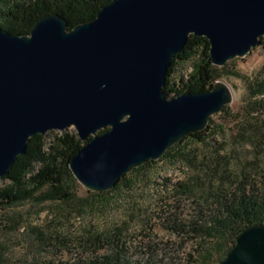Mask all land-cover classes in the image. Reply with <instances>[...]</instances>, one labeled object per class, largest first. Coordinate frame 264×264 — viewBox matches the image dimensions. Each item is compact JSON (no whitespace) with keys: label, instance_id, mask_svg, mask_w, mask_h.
Returning <instances> with one entry per match:
<instances>
[{"label":"water","instance_id":"95a60500","mask_svg":"<svg viewBox=\"0 0 264 264\" xmlns=\"http://www.w3.org/2000/svg\"><path fill=\"white\" fill-rule=\"evenodd\" d=\"M191 35L209 39L216 67L245 58L264 37V0H115L74 29L60 14L30 35L0 26V178L33 137L75 127L86 144L70 169L88 190L106 192L204 131L234 94L217 81L166 95ZM221 264H264V224L246 228Z\"/></svg>","mask_w":264,"mask_h":264},{"label":"rangeland","instance_id":"374dc122","mask_svg":"<svg viewBox=\"0 0 264 264\" xmlns=\"http://www.w3.org/2000/svg\"><path fill=\"white\" fill-rule=\"evenodd\" d=\"M198 58L196 53L180 65L173 81L188 79ZM215 76L230 86L234 99L211 118L205 143L191 145L193 164L160 161L133 190L104 197L82 186L71 172L65 176L71 198L3 207L0 264L91 261L118 243L130 248L135 264H221L235 247L233 238L209 234L221 196L264 194V95H257L264 84V45L216 67ZM66 134L86 144L72 127L48 133L45 151ZM8 184L0 180V188Z\"/></svg>","mask_w":264,"mask_h":264},{"label":"trees","instance_id":"16d2710c","mask_svg":"<svg viewBox=\"0 0 264 264\" xmlns=\"http://www.w3.org/2000/svg\"><path fill=\"white\" fill-rule=\"evenodd\" d=\"M115 0H0V26L13 35H30L32 30L46 17L60 14L74 29L77 25L95 20L104 7ZM264 45V37L261 38ZM196 53L199 58L192 65V72L188 79L181 77L179 83L173 77L180 65L188 62ZM216 66L211 59V44L206 37L191 35L184 50L178 54L169 69L167 96L184 93H200L214 88L218 79L215 76ZM257 95H264V84L260 85ZM228 108L226 106L223 110ZM211 131V120L208 127L197 134H190L174 145L159 161H149L145 165L134 169L120 179L117 185L106 192H94L98 197L121 195L133 190L139 183L145 181L154 165L160 161L178 163L180 161L193 164L191 145L202 144ZM46 135L33 137L28 144L27 153L20 156L11 172L2 180H9L10 184L0 188V210L5 206L19 204L29 200L40 202L66 200L71 198V188L65 179L71 174L72 159L83 148L81 140L74 135L59 136L45 151ZM39 164L38 171L35 166ZM0 179V180H1ZM167 186V185H166ZM186 190L185 185H178ZM48 188L37 195L38 192ZM219 215L216 217L209 234L233 238L236 245L238 236L248 227L264 224V194L241 191L239 193L221 196L218 206ZM130 248L116 244L108 253L91 261H79L74 264H135L130 259Z\"/></svg>","mask_w":264,"mask_h":264}]
</instances>
